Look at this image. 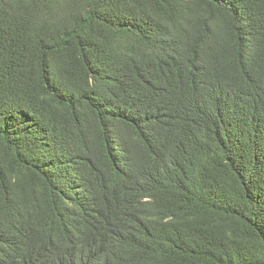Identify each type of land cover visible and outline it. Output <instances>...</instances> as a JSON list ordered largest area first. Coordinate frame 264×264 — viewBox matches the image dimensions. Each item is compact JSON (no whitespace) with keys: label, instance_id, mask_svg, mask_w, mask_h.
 Masks as SVG:
<instances>
[{"label":"trees","instance_id":"16d2710c","mask_svg":"<svg viewBox=\"0 0 264 264\" xmlns=\"http://www.w3.org/2000/svg\"><path fill=\"white\" fill-rule=\"evenodd\" d=\"M0 264H264V0H0Z\"/></svg>","mask_w":264,"mask_h":264}]
</instances>
